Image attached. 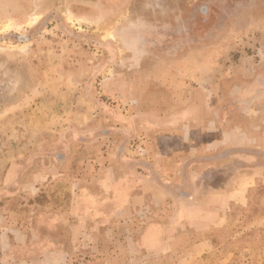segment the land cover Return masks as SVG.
Listing matches in <instances>:
<instances>
[{
	"label": "rangeland",
	"instance_id": "374dc122",
	"mask_svg": "<svg viewBox=\"0 0 264 264\" xmlns=\"http://www.w3.org/2000/svg\"><path fill=\"white\" fill-rule=\"evenodd\" d=\"M0 264H264V0H0Z\"/></svg>",
	"mask_w": 264,
	"mask_h": 264
}]
</instances>
